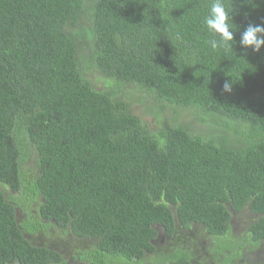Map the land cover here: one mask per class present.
<instances>
[{
  "label": "trees",
  "instance_id": "1",
  "mask_svg": "<svg viewBox=\"0 0 264 264\" xmlns=\"http://www.w3.org/2000/svg\"><path fill=\"white\" fill-rule=\"evenodd\" d=\"M224 2L234 43L213 51L211 0H0V264H63L23 239L31 227L4 191L24 197L35 230L68 229L67 256L86 264H197L198 241L176 260L173 236L200 226L229 237L246 209L247 232L264 241V47L239 45L264 23V0ZM135 93L151 99L154 130L132 114ZM156 226L172 238L165 248Z\"/></svg>",
  "mask_w": 264,
  "mask_h": 264
},
{
  "label": "clouds",
  "instance_id": "2",
  "mask_svg": "<svg viewBox=\"0 0 264 264\" xmlns=\"http://www.w3.org/2000/svg\"><path fill=\"white\" fill-rule=\"evenodd\" d=\"M231 13H232V10L231 11L229 10V8L225 4L224 0H211V4H210V7L208 9V13L203 19V25L208 30V32L210 34V38L207 40V44L213 51L232 47V44L234 43V32L235 31H234V25L231 21ZM239 45L241 48H243L245 50L251 49L253 52H259L261 50V48L264 47V23H249L244 28L243 32L240 35ZM223 89L225 91H230L231 90V84L226 82L223 85ZM35 164H36V166L34 164H29V166L32 165L34 167V171H35V175H36L38 167H37V163H35ZM14 194H15V197L17 199V202L15 204H12L13 208H14L13 214H14V218L17 220V212H18V210H21L23 208V206L19 207L18 204H20L22 202L25 203V201H24L23 196L20 197L22 202L17 198L19 192L18 193L14 192ZM36 202H37V199L30 201L27 204H28V206H33ZM37 205H38V202H37ZM246 212H248L253 217L252 220L247 224V228H248L250 223L254 220L255 215L252 214L248 209H246ZM22 216H23L22 220H24L27 223V225L29 227H31V228H28L23 223V225H25V228H28L30 230H35L33 225H32V222L27 219L28 214L23 212ZM173 220H174L175 224L180 223L178 220L175 209L173 212ZM50 223L55 225L56 227H58L52 221H50ZM58 228H60V227H58ZM247 228H246V233L243 235V237L241 238V242L239 243V249L243 250L242 256L244 255V257L237 258V256H236L235 259L236 260L247 259L249 262H252L247 257V255L249 253H252V252L260 253L259 251H256V249L259 246H262L264 241H255L253 238H251L249 233L247 232ZM60 229L63 230V236L64 237H71V238L75 237L72 234H70L69 232H67L68 229H66V228L65 229L60 228ZM21 230H22V228H21ZM180 230H183V228H180ZM159 231L163 235L165 234L160 227L156 226V232L158 233V236H159ZM22 233H23V230H22ZM164 236L166 237V235H164ZM173 238H174L173 241L175 239H178L177 236H173ZM201 238L203 239V241H202L203 248L201 250L200 259L199 260L192 259L194 261L192 263L220 264L223 261L228 263V256L231 255L229 250L232 249L233 250L232 253L234 252L236 254L237 249L235 248V245H232V246L230 245L229 237H213V236L207 234L204 230V233L202 234ZM201 238H198L197 240L199 241ZM23 239L26 242L30 243L27 240V238L24 236V234H23ZM81 239H88V238H81ZM89 240L91 241V243L93 242V240H91V239H89ZM170 240H172V238H170ZM169 242H168V244H169ZM223 242H225V243H223ZM161 243H162V240H161ZM255 243H257V244H255ZM30 244L33 245L32 243H30ZM181 244H182V252L186 254V258L189 260L191 246L188 243H186V244L181 243ZM59 254L63 258V261H62L63 264H69V260L74 261L76 258L79 261H82L79 257L74 256V255H71V257L70 256L68 257L67 253L65 251H59ZM181 258H185V256L182 254ZM230 259H233L232 255H231ZM262 259H263V256H262ZM262 259H260V260H262ZM257 260H259V259H257ZM257 260H253V261H257ZM82 262L85 263V261H82ZM235 263L236 262L231 261V264H235Z\"/></svg>",
  "mask_w": 264,
  "mask_h": 264
},
{
  "label": "rangeland",
  "instance_id": "3",
  "mask_svg": "<svg viewBox=\"0 0 264 264\" xmlns=\"http://www.w3.org/2000/svg\"><path fill=\"white\" fill-rule=\"evenodd\" d=\"M90 54V53H89ZM88 54V55H89ZM88 55L84 57V63H85V70L88 71L87 79L89 78L90 82L92 83L93 87H96L99 85L98 77L95 75L96 73L90 71L91 66L88 63ZM131 89H127V93ZM136 99L133 97H130L132 101H128V103L131 106V112L138 118H140L143 122L150 124L151 129H155V124L153 123V120L151 118L150 112L147 110V105L151 103V99L149 97H145L141 93H135ZM157 107H154V110H156ZM193 114V113H192ZM190 118L187 119V122L194 125V128L196 131L200 134L207 135L212 134V130L208 127H205L204 133L202 130V125L197 121L196 115L195 117L190 115ZM35 157L31 156V159L28 163L35 164ZM27 164H24L23 168H25ZM37 168V167H36ZM4 197L6 201L10 204H15L17 202V199L15 197L14 193H8L4 191ZM37 202L32 207V212H35L37 215ZM23 212L21 210H18L17 212V221L20 226L23 225ZM252 216L248 212H243L242 214L238 215H232V224H231V234L229 235L230 239V245H235L236 256L237 258H241L243 254V250L239 249V243L241 242V238L246 233L247 224L252 220ZM24 236L27 238V240L32 243L33 245H39V246H45L50 249H57L59 251H65L68 253L69 250H67V245L71 244L74 241V238L71 237H64L63 236V230L56 227L55 225L49 223V222H42V225L39 226L37 230H30L28 228H22ZM204 233V230L200 226H196L192 231H180L177 233V238L180 241L179 243L173 244L175 245V248H170V253L172 256L177 258L176 260H180L182 256V244H186L189 242V239H195L201 238L202 234ZM191 237V238H189ZM162 240V243H161ZM80 245L82 247H90L91 241L89 239H80ZM170 239L168 237H165L160 231L159 236L155 240V243L158 242L160 247L165 248L166 245ZM198 241V240H197ZM203 239L201 238L198 241L197 248L201 250L203 248L202 244ZM225 243V242H223ZM189 244V243H188ZM256 251H259L260 253L252 252L247 255V257L252 261L250 264H264V243L262 246H259ZM168 255V253L166 254ZM263 256V259H262ZM259 259V260H257ZM262 259V260H260ZM257 260V261H253ZM84 261V260H82ZM156 264H159L160 261L158 259L155 260ZM239 262V261H238Z\"/></svg>",
  "mask_w": 264,
  "mask_h": 264
},
{
  "label": "flooded vegetation",
  "instance_id": "4",
  "mask_svg": "<svg viewBox=\"0 0 264 264\" xmlns=\"http://www.w3.org/2000/svg\"><path fill=\"white\" fill-rule=\"evenodd\" d=\"M231 255L233 256V259H231V261H234L236 262L235 264H250V262L247 260V259H239V260H236L235 257H236V254L233 252L231 253ZM244 257V255L242 256ZM239 261V262H238ZM69 264H86L82 261H79L77 258L72 261V260H69ZM197 264H200V263H197Z\"/></svg>",
  "mask_w": 264,
  "mask_h": 264
}]
</instances>
